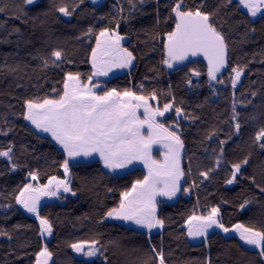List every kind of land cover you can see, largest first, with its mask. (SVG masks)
<instances>
[{"label":"snow or ice","instance_id":"1","mask_svg":"<svg viewBox=\"0 0 264 264\" xmlns=\"http://www.w3.org/2000/svg\"><path fill=\"white\" fill-rule=\"evenodd\" d=\"M84 3L85 0H72L71 3L62 0L60 3L50 4L49 11L44 15H49L54 8L62 17L71 18ZM99 3L100 0H91L92 5ZM149 4L153 5L154 26L146 31V35L161 42L163 52L159 63L162 69L185 72L184 83L189 88H199L202 83H206L213 96L218 94L217 84L230 86L232 90L230 116L233 121L232 131L227 133L226 139L218 140V147L204 149L206 153L209 151L212 153L210 159L213 163L210 166L201 168L200 162H195L196 174L201 178L200 184L213 179L212 174L218 172L221 164L225 162L224 145L233 135L241 134L242 122L241 114L237 111L236 89L246 68V65L239 64L230 66V45L235 42L230 40L228 32L225 31V24L229 22L221 20V9H228V12L223 14L226 16L244 11V18L236 19L230 27L235 29L240 24L245 25L244 35L247 36L249 32H256L254 24H259L264 29V0H222L218 7L211 10L203 2L195 4L189 3L188 0H124V3H119L118 0V3L113 5L115 15L109 20L111 27H102L98 34H94L93 27L89 26L77 37L88 44H92L94 37V47H90L86 57L90 71L83 74L82 78L80 71L65 70L61 89L53 88L50 95L36 96L23 101L24 111L21 115L35 129L33 134L37 135V139H40L38 134H47L54 142V146H59V150H62L59 168L62 169L63 178L53 175L46 183H40V171L29 170L25 180L12 193L0 192V199L5 201L0 204V209L5 212V220L11 218L8 215L9 210L23 209L38 221L37 235L42 241H46L53 236L54 225L47 215H42L43 209L50 205L47 203L42 205L41 201L45 198L62 200L68 195L72 197L77 195L73 188L72 168L100 163L103 169L110 173L127 170L131 174L136 171L135 166L140 164L146 169V174H142L130 186L121 190L119 203L106 208L97 223L103 224L105 220L123 221L134 226L130 229L134 235H148L150 253L137 258L134 264H166L163 249L158 250L150 243L151 233L154 229L163 231L166 225V218L160 213V205L175 200L180 194L188 195L193 188L199 187L195 179H192L191 183L185 179L186 176L192 175L193 161L189 158L187 168L184 167L182 161L185 143L180 126L181 119L194 122L199 117L185 112L182 106L176 105V98L171 89L158 94L155 88L145 91L143 83L139 85V91H133L131 88H108L101 87L100 79L108 77L116 70L133 68L136 56L122 43L126 37L120 34L119 29L121 22L128 24L138 14H148ZM33 6H38L37 0H20V3L14 5L0 3V13H8L12 7L14 9L12 17L24 19ZM161 8L165 10L163 14ZM161 24L167 26L162 33L158 30ZM12 34H19V29H14L9 35ZM197 57H203L207 61L206 82L197 79L194 83L193 78H199L202 72L195 67H188L189 64L195 63L194 58ZM32 58L41 61V71L48 68H63L65 63H74L66 51L59 47ZM261 62L264 63V60ZM6 70L16 73L23 69L21 65H16ZM225 79L228 81L227 84ZM160 95L165 97L163 104L160 103ZM257 95L256 91L250 92L253 99ZM249 105L257 109L249 113L245 121L258 129L254 133L252 146L264 151V94H260L258 104L253 105L252 99H247L241 104L245 108ZM169 112H174L175 116L170 124L164 119ZM4 122L8 123L7 117ZM12 131L11 127L0 130V136H8ZM218 131L214 127L208 129L204 134V140L211 141L217 137ZM154 148L159 149L161 158L153 155ZM0 158L7 162L10 172L27 167L26 164L17 163L13 143L0 148ZM250 158L251 153L231 163L229 175L224 183L234 185L248 180L258 190L260 198H264V182L257 183L256 175H246L245 166L249 164ZM107 191L112 192L113 189L109 187ZM254 199L257 197L242 200L237 205L238 210L243 212ZM222 203L226 204L228 201L224 200ZM15 211L12 212L13 215ZM22 227L30 229L31 225L14 224L12 230L18 231ZM181 227L186 230L188 238L201 240L206 247L209 246L210 236H219L223 233L226 237L230 233L235 234L239 241L243 242L236 247L242 248L245 252L252 251L259 258L258 264H264V225L259 228L251 223L226 226L220 207L211 206L206 213L197 214L193 211L185 218ZM0 237L13 240L12 232L7 229H0ZM26 246L28 245H22ZM110 246L119 248L120 244L114 240L106 244L99 238L67 244L74 253L85 258L80 264H96L98 260L101 264H107ZM53 256L54 253L49 250L47 243H42L35 253V264H56ZM68 264L77 262L70 258ZM204 264H213L210 256Z\"/></svg>","mask_w":264,"mask_h":264},{"label":"trees","instance_id":"2","mask_svg":"<svg viewBox=\"0 0 264 264\" xmlns=\"http://www.w3.org/2000/svg\"><path fill=\"white\" fill-rule=\"evenodd\" d=\"M60 2L62 0H37L38 6H33L24 19L13 18L12 7L8 13H0V130H7L9 127L13 129L8 136H0V148H5L9 143L15 144L17 163L27 165L16 172H10L7 162L0 158V192L12 193L25 180L29 170L40 171V183H46L53 175L63 178L62 169L59 168L62 150H59V146H54L51 138L38 134L40 139H37V135L33 134L35 129L21 115L24 111L23 101L27 98L50 95L53 88L61 89L65 70L80 71L82 78L83 74L90 71L86 57L90 47H94V37L92 44L77 37L89 26L93 27L94 34H98L102 27H111L109 20L115 15L113 5H116L118 0H104L97 5H92L91 0H85L71 18L62 17L54 8L49 15H44L49 11L50 4ZM67 2L71 3L72 0ZM188 2L195 4L203 2L211 10L218 7L222 0ZM0 3L14 5L20 3V0H0ZM119 3H124V0H119ZM152 8L153 5L149 4L148 14H138L128 24L121 22L120 34L127 39L123 44L136 56L133 68L127 74L114 76L110 80H101L102 87L108 88H131L133 91H139V85L143 83L145 91L155 88L158 94L171 89L176 98V105L182 106L185 112L199 117L194 122L180 120L182 139L185 143L182 161L184 167L187 168L189 158L193 161L192 175L186 176L185 179L189 183L195 179L199 187L193 188L188 195L181 194V198L170 204L160 205V213L166 218V225L163 231L151 234L150 243L158 250L163 249L166 264H204L209 256L213 264H258L259 258L252 251L245 252L242 248L236 247L237 244L243 243L239 241L238 236L232 233L226 237L223 233L219 236H210L209 246L206 247L202 241L193 243L186 236V230L181 224L193 211L202 214L211 206H219L226 226L251 223L259 228L264 225V198H260L258 190L250 181L244 180L234 185L224 183L229 175L231 163L239 161L249 153L251 158L249 164L245 166L246 175H256L257 183L264 182L262 180L264 151L252 146L254 133L258 129L245 122L248 114L257 109L252 105L247 108L241 106L247 99H252L253 105L260 103V94H264L262 87L264 63L261 62L264 60V55H261L264 53V29L259 24H254L256 32H249L245 36V25L240 24L235 29L230 27L236 19L244 18V11L226 16L223 14L228 12V9H221V20L229 22L225 24V31L228 32L230 40L235 42L230 45V66L246 65L244 75L236 89L237 111L241 114L242 127L240 136L233 135L224 145L225 162L221 164L218 172L212 174L213 179L200 184L201 178L196 174L195 162L199 161L201 168L210 166L213 163L210 159L212 153L211 151L206 153L204 149L218 147V140L226 139L227 133L232 131L233 121L230 119L232 90L230 86L217 84L218 94L213 96L206 83H202L199 88H189L184 83L185 72L169 73L167 69H162L159 63L163 52L161 42L146 35V31L154 26ZM161 12L163 14L165 10L161 8ZM100 17L106 19H99ZM166 27L161 24L158 30L162 33ZM14 29H19V34L9 35ZM54 47L65 50L74 63H65L63 68H48L41 71V61L32 57L46 54ZM16 65H21L23 70L16 73L6 70ZM188 67H195L202 72L199 78H193L194 83L197 79L207 81L206 66L202 61L197 60ZM227 72L228 70L225 73ZM227 83L225 79V84ZM251 91L258 93L255 99L250 96ZM164 100L165 97L160 95L161 104ZM5 117L7 124L4 122ZM170 117L172 119H169ZM164 119L169 124L172 123L175 119L174 112ZM213 127L219 130L217 137L211 141L204 140L205 132ZM25 148L27 151H24ZM72 173L73 188L77 195L75 197L68 195L62 200L50 203L48 204L50 206L42 211V215H47L54 225L53 238L50 241L41 240L36 231L38 222L24 210H9L8 215L11 218L5 220V212L0 209V229H7L13 234L11 241L0 237V264H35V253L42 243H47L49 250L54 253L53 259L56 264H68L70 258L80 264L85 258L74 253L67 244L92 238H99L106 244L112 240L120 244L119 248L109 247L107 264H134L137 258L150 253L148 235H134L130 230L134 226L106 220L103 224L97 223L106 208L119 203L120 191L130 186L142 174H146V171L138 167L131 174L128 172L116 174L103 169L102 164L94 163L90 166L72 168ZM109 187L113 189L112 192L107 191ZM251 197L257 199H254L243 212L239 211L237 205ZM8 198L11 199V196ZM224 200L228 203H222ZM4 202L0 199V204ZM14 224L31 225V228L22 227L13 232ZM96 264H101V261H96Z\"/></svg>","mask_w":264,"mask_h":264},{"label":"rangeland","instance_id":"3","mask_svg":"<svg viewBox=\"0 0 264 264\" xmlns=\"http://www.w3.org/2000/svg\"><path fill=\"white\" fill-rule=\"evenodd\" d=\"M104 0H100V3H102ZM125 42H127V39H125V41H122V43H125ZM134 64H135V61L133 62V66H134ZM130 72V70L129 69H123V70H116V71H114V72H112V73H110L109 74V76L108 77H102V78H100L101 80H110V79H112L114 76H117V75H123V74H127V73H129ZM101 87H102V85H101ZM171 112H169V113H166V115H165V118L168 116V114H170ZM44 135V136H46V137H49V138H51L50 136H48L47 134H43V133H40V135ZM153 155L154 156H156L158 159L159 158H161L160 157V155H159V149L158 148H154L153 149ZM136 168H138V167H142L143 168V165H140V164H137L136 166H135ZM145 171H146V169H145ZM128 171L127 170H118V172L117 173H127ZM116 173V174H117ZM33 183H36V182H33ZM55 201H57L55 198H53V199H51V200H48L47 198H45V200H42L41 201V203H42V205L43 204H45V203H47V204H50V203H54ZM166 203H168V204H170L171 203V201H167ZM23 210V209H22ZM28 214V213H27ZM30 215V214H29ZM31 216V215H30ZM32 217V216H31ZM33 219H35L34 217H32ZM37 221V220H36ZM106 221H110V222H114V223H117V224H120V223H122V224H126L125 222H123V221H116V220H106ZM38 222V221H37ZM128 225V224H127ZM130 226V225H129ZM158 231H160V230H158ZM218 231V230H217ZM53 238V236L52 237H50V238H48L46 241L48 242V241H50L51 239ZM190 240H191V238H189ZM45 241V242H46ZM193 243H195V242H200L201 240H191Z\"/></svg>","mask_w":264,"mask_h":264},{"label":"water","instance_id":"4","mask_svg":"<svg viewBox=\"0 0 264 264\" xmlns=\"http://www.w3.org/2000/svg\"><path fill=\"white\" fill-rule=\"evenodd\" d=\"M194 60H195V62H197V60H200V61H202V62L205 64V66L207 65V61L204 60L203 57H197V58H194ZM227 70H228V69H226L225 72H226ZM168 71H169V70H168ZM174 72H176V71H169V73H174Z\"/></svg>","mask_w":264,"mask_h":264},{"label":"crops","instance_id":"5","mask_svg":"<svg viewBox=\"0 0 264 264\" xmlns=\"http://www.w3.org/2000/svg\"><path fill=\"white\" fill-rule=\"evenodd\" d=\"M178 197H179V196H178ZM178 197H177V198H178ZM177 198H176V199H177ZM176 199H175V200H176ZM175 200H173V201H175ZM173 201H171V203H172ZM128 226H129V225H128ZM154 232H161V231H158L157 229H154V230L152 231V233H154ZM152 233H151V234H152ZM234 235H235V234H234ZM236 236H237V235H236ZM82 258H83V257H82Z\"/></svg>","mask_w":264,"mask_h":264},{"label":"flooded vegetation","instance_id":"6","mask_svg":"<svg viewBox=\"0 0 264 264\" xmlns=\"http://www.w3.org/2000/svg\"><path fill=\"white\" fill-rule=\"evenodd\" d=\"M140 168H142V167H140ZM144 169V168H143ZM145 170V169H144ZM179 197L178 198H181V194L180 195H178Z\"/></svg>","mask_w":264,"mask_h":264}]
</instances>
